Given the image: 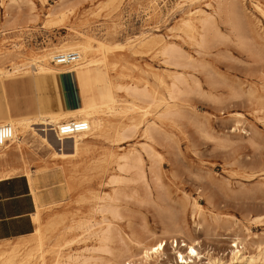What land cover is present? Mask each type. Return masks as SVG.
Segmentation results:
<instances>
[{
    "label": "rangeland",
    "instance_id": "1",
    "mask_svg": "<svg viewBox=\"0 0 264 264\" xmlns=\"http://www.w3.org/2000/svg\"><path fill=\"white\" fill-rule=\"evenodd\" d=\"M215 5L216 0H0V68L13 71L12 66L19 65L14 78L4 82L5 88L0 86L1 118L34 117L38 106L42 112L69 111L108 100L103 62L75 68L58 66L56 73L41 78L28 62L31 54H42L54 44L78 41L82 34L108 45H123L109 54V62L114 64L108 68L111 80L121 86H145L163 104L156 107L120 90L118 103H133L136 110L114 116L111 122L122 120L128 125L133 120L130 116L138 122L123 142L108 135L88 134L77 154L57 156L31 135L22 145L23 159L18 153H9L5 161L25 168L33 179L32 193L37 197L39 212V219H33L36 227L46 230L51 246L47 264H54L56 254L60 264H84L80 260L87 257L94 264H113L119 247L117 238L108 243L109 249H114L102 252L95 237L78 225L97 220L98 214L93 213L95 195L112 192L116 187L120 188L124 216L114 223L120 235L128 243L140 235H150L151 242L160 237L168 240L164 255L152 264L175 261L170 240L187 241V235L199 238L203 261L210 257L219 261L217 264H236L229 261V251L239 249L244 256L241 264H264V17L250 0H244L245 18L238 11L233 13L236 28L215 17L210 30L213 37L209 31L205 44L198 46L186 36L181 23L187 18L193 20L197 37L200 11L212 13ZM55 6L64 16H49L56 25L41 27ZM145 36L159 42L144 46L141 39ZM163 43H175L205 65L201 71H184L192 90L179 98H169L167 91L175 71L182 70L165 64L163 56L155 53ZM61 74H75L77 79L78 102L74 108L64 107L59 96L57 79ZM33 77L37 90L32 86ZM192 78L197 80L199 91ZM144 111L146 114H142ZM70 143L69 139L65 143L68 152ZM145 145L150 147V154L141 149ZM135 150L142 159L148 190L143 180L115 166L119 156ZM23 174L21 169L15 175ZM113 178L121 181L110 183ZM175 220L180 230L174 226ZM55 224L54 230L51 227ZM63 228L64 235L57 236V230ZM34 237L35 231L26 237L0 241V250L18 247L27 251L34 245ZM57 239L60 245L55 246ZM233 243L237 247H231Z\"/></svg>",
    "mask_w": 264,
    "mask_h": 264
},
{
    "label": "bare ground",
    "instance_id": "2",
    "mask_svg": "<svg viewBox=\"0 0 264 264\" xmlns=\"http://www.w3.org/2000/svg\"><path fill=\"white\" fill-rule=\"evenodd\" d=\"M242 1H244V0H216V5H215L212 13L207 12L205 10L204 11L201 10L200 11L201 17L197 20L198 28L200 29V32L199 31L197 32V35H198L197 37L195 35V29L197 27L195 25V22L189 18L184 19L181 24L186 29L185 30L186 36L189 39L196 41L198 46L204 45L206 40H207V37L209 35L208 34L209 31L211 30V28L215 24L214 23L215 17L223 18V21L225 23H228L233 28H236L233 13L238 11L242 14L241 18H245L244 9L242 6ZM250 1H251V4L253 5V7L262 15V17H264V0H250ZM197 2H198V0H197ZM17 8H19V7H17ZM30 13L31 12H29V14ZM58 13H59V18L61 19L64 16V12H62V10H58V7L55 6L46 15L47 19L43 21L41 27H49L52 25L55 26L56 21L53 20V18L49 19V16H53V15H56ZM241 18H240V20H241ZM60 21L62 22V20H60ZM7 25H9V24H7ZM7 25H6V27H7ZM210 33H212V31H210ZM244 33H247V31H245ZM212 37H213V33H212ZM78 38H79V40L75 41V42H69V43L63 42L60 44H54L52 47H50L48 49H44L45 52H43L42 54H31V56L27 58L28 62L35 66L34 69H35L36 73L38 74L37 78L48 77V76H51L52 74L56 73L57 72L56 69L59 68L58 67L59 65H57V64L54 65L52 63V60L54 59V56H56L59 53H63V52H76L77 53L78 61L76 62L75 67H77L79 65L80 66H82V65H95V64H99V63L103 62L104 68H105V73L107 76V84H108V91H109V95L107 97L108 100L105 102H102V103L92 102L89 105L79 107V108H76L74 110H69V111L42 112V111H40L39 106H38V115L34 116V117H28V116L15 117V116H11V115H9L5 118L0 117V124L5 123V122L10 123L11 126L13 127V131H14L13 139L11 140V142L8 143L7 145H5L4 147L0 148V179L9 178V177L15 175L17 172H19L22 169L24 174L28 177V182L30 184L32 192H34V186L35 185L33 186V179L31 178V176H29L30 173L25 168L17 167L15 165H13V163L5 161V159L8 157L10 152L18 153L20 155L19 158L23 159L22 145L27 140L28 136H31V135L34 137L37 136L42 142H44L47 145V147H49L50 149L53 150V155H57V156H66V155L77 154L78 151L80 150V145L83 142V140L88 138V134L93 135V136L108 135V136H111L112 139L116 142H123L126 138H128L131 135V133L134 132V130L138 126L137 125L138 122H134V119H135L134 116L129 117L130 121L132 119L133 120L128 125L126 123H123L122 120H120L116 123L111 122L110 118H112L114 116H118V115L121 116V114L136 110V107H135L136 105L133 103H130L129 105H121L118 103L119 101L117 99V96H118V92L120 90H123L127 94H130L136 98L137 97L144 98L145 100L149 101V103H152L156 107L161 105L162 102L160 100H155V98L149 93V91L147 90V88L145 86H143L142 88L141 87L139 88L136 85H134V86L133 85L121 86V85L115 84L111 80V78L109 76L108 68H113L114 64H111L109 62V54L114 49L123 48V45H117V44L116 45H108V44H106L100 40H95L92 36L83 35V34L81 36L79 35ZM247 38H249V37H247ZM153 42H154V44H157L159 41L155 40L154 38L148 37V36H145L143 39H141V44L144 46L150 45ZM156 49H157V51H155V53L157 52L158 54L163 56V58H164L163 62L165 61V64L167 63L169 65H172L176 69L180 68L182 70V72L175 71V73L172 76L171 83L168 86V91H167L168 92L167 95L169 96V98H176V97L179 98L182 94H185L187 91L192 90L191 86L187 83V79L184 75L185 74L184 71L188 68H191L194 70L197 69L198 71H201L205 68V65L201 64L199 62V60L194 59L192 56L184 53V51L180 47H178L175 43H163V44L159 45ZM195 52L198 53L197 50ZM255 53H256V51H255ZM199 54H200V52H199ZM217 63H218V61H217ZM18 66L19 65L12 66L13 71L4 70V69L0 68V86L3 89L5 88L4 82L6 80L10 81L11 79L14 78L13 73L16 72V69H18ZM135 67H136V65H135ZM199 68H201V69H199ZM211 68H213V67H211ZM257 73L259 74V72H257ZM211 75H213V73ZM192 79L195 83L194 88L199 91V84L197 83V80L195 78H192ZM208 80H209V78H208ZM213 80H215V79H213ZM193 81H191V82H193ZM158 82H159V80H158ZM193 91H195V90H193ZM233 92H235V91H233ZM197 96H199V95H197ZM230 98H231V96H230ZM234 98L235 97H232V99H234ZM236 98H238V97H236ZM213 100H211V102H213ZM223 100H225V99H223ZM223 100H221L222 103H223ZM215 102H217V101H215ZM217 103H219V102H217ZM164 106L167 108L169 106V104L166 102V103H164ZM137 110H138V108H137ZM144 113L146 114V111L142 112V114H144ZM165 113L167 114L168 111H166ZM169 113H170V111H169ZM193 113H194V111H193ZM160 115H161V113H160ZM162 115H163V113H162ZM170 116H171V114H170ZM186 116H188V115H186ZM192 118H193V116H192ZM62 120H64V121H62ZM69 120H74V122H76V123L87 124L88 128L85 129L83 132L62 133L64 131V129L61 128V125H62L61 122H67ZM153 125H155V124H153ZM53 128H56V136L52 132ZM145 130L147 133L150 130V127L146 128ZM203 131H204V129H203ZM154 132H155V130H154ZM141 135H143V134H141ZM68 139H69V141L71 140L69 152L66 151V149H68V148L65 147V143L67 142ZM161 139H162V137H161ZM227 146H229V144ZM142 148L145 149L149 154L151 153L150 147H148V146L146 147V145H145V147H141V149ZM145 150H143V151H145ZM150 157H151V155H150ZM2 160H4L3 163H2ZM155 164H157V163H155ZM115 166H116V168H118L119 171L124 172V173H130L131 175L132 174L136 175L137 179L139 178V179H141V181L143 180L142 182H144L145 174H144V170H143L142 159L140 158V155L138 154V152H136V150H135V152H128V153H125V154H122L121 156H119L118 160L116 161ZM154 166H157V165H154ZM179 175H180V173H179ZM153 178L156 180L155 177H153ZM120 181L121 180H119V178H113L109 182L110 183H116V182H120ZM144 183H145L146 188H147V189L146 188L145 189L148 190L146 182H144ZM155 184L156 185L158 184L157 186L160 187L159 186L160 183H157V181ZM160 188H158V189H160ZM161 191H159V192H161ZM131 192H132V190H131ZM147 194H149V192ZM149 196H150V194H149ZM120 199H121V194H120V188L119 187L114 188L112 192L99 193V194L95 195V197H94L95 201L93 204V213L98 214V219L95 220L94 222H91V223L88 222L87 225L80 224V225H78V228H82V227L84 228L85 227L84 230L89 231V235H91V237L92 236L95 237V239L97 240V242L99 244L98 248L102 252L103 251L110 252L109 250L114 249V248L109 249L110 247H109L108 243L110 241H112L113 239L117 238L118 243H119V247H118L117 252L115 253V255L113 257L114 258V262L112 261L113 264H115V263H117V264H152V260L157 259L158 256L164 255V252H165L164 250H165V247H166L168 240L160 237V238H156L153 242H151L150 241L151 240L150 235H140V236H136L134 239H130V243H128V241L120 235L119 230L114 228V223L116 221H120L124 218V216L122 214V209L120 207V202H119ZM164 201L166 202V199ZM158 203H160L159 200H158ZM152 204H154V203H152ZM193 206L196 207V203L193 202ZM153 207H155V205ZM160 207H161V205H160ZM156 208H158V207L156 206ZM193 208H192V211H193ZM192 211H191V214H192ZM176 212H177V210H176ZM33 217L37 221L39 219L38 218L39 212L38 211L34 212ZM172 218H173V216H172ZM172 218H169V219H172ZM174 226H176V228L178 227L177 229L180 230V226L177 224V221L174 223ZM51 228L55 230L56 224L53 225ZM67 228L70 229L71 227H67ZM64 229L65 228H63L62 230H60V229L57 230L56 235L60 236V237L62 235H64V233H65ZM184 237H186L187 241H185V238H182L180 240L182 242L184 248L182 250L172 248L173 250L171 249V251H170L171 254L172 253L180 254V256L182 258L181 260L183 261L182 264H217L219 262V261L215 262V260H211L210 257H208L207 259L205 258L206 260L203 261L204 254L200 250V245H199V241H198L199 238L198 239L191 238L189 235L184 236ZM48 238H49V236H48L46 230H43L41 228V226L38 225L35 229L34 245L30 249H28L27 251H21V249L18 247H12L11 249H8V250H0V264H47L46 254L51 250V248H50L51 246L47 242ZM168 239L170 240V238H168ZM172 239L173 238H171L170 242H172ZM53 245H55V246L60 245L59 240L57 239L56 243ZM131 245L133 246V249H132ZM230 246L231 247H237V244L233 243ZM239 246H240V244H239ZM70 249H71V247H70ZM90 249H92V248L90 247ZM97 251H98V249H97ZM229 252L231 253L229 261H231L232 263L235 262L236 264H241V261L244 258V256L243 255L241 256L240 250L239 249H231ZM56 256H57V254L54 256V259H53L55 261L54 264H60V261L56 258ZM165 258L168 260L167 256ZM250 259H252V258H250ZM255 260H256V258H255ZM249 261H248V263H250ZM80 262H83L84 264H94V262L93 261L91 262L88 257H87V259L82 258V261L80 260ZM169 262H170L169 264H173L177 261L172 260V262L171 261H169ZM221 264H223V262ZM225 264H230V263L226 262Z\"/></svg>",
    "mask_w": 264,
    "mask_h": 264
},
{
    "label": "crops",
    "instance_id": "3",
    "mask_svg": "<svg viewBox=\"0 0 264 264\" xmlns=\"http://www.w3.org/2000/svg\"><path fill=\"white\" fill-rule=\"evenodd\" d=\"M76 80L75 74H61L57 79L59 96L68 109L74 108L78 102ZM36 84L33 78L32 86L35 90L38 86ZM36 208L37 201L24 174L0 179V241L31 235L36 229L33 219Z\"/></svg>",
    "mask_w": 264,
    "mask_h": 264
},
{
    "label": "built area",
    "instance_id": "4",
    "mask_svg": "<svg viewBox=\"0 0 264 264\" xmlns=\"http://www.w3.org/2000/svg\"><path fill=\"white\" fill-rule=\"evenodd\" d=\"M78 61V55L76 52H63L59 53L56 56H54V59L52 60V63L54 65L59 66H68V67H74L76 62ZM61 128L64 129L62 133L67 132H83L85 129H87V124L82 123H76L74 120H69L67 122H61ZM52 132L56 136V128L52 129ZM13 127L10 123H1L0 124V148L4 147L8 143L11 142L13 139ZM172 247L175 249H181L183 248V244L179 240H172ZM183 254V253H182ZM181 256L178 253H175V262L176 264H182L183 261L181 260Z\"/></svg>",
    "mask_w": 264,
    "mask_h": 264
}]
</instances>
